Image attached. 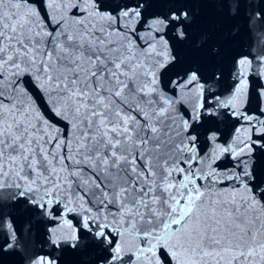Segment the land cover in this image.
<instances>
[{"label":"snow or ice","instance_id":"snow-or-ice-1","mask_svg":"<svg viewBox=\"0 0 264 264\" xmlns=\"http://www.w3.org/2000/svg\"><path fill=\"white\" fill-rule=\"evenodd\" d=\"M33 227L27 264H264V0H0V253Z\"/></svg>","mask_w":264,"mask_h":264},{"label":"water","instance_id":"water-1","mask_svg":"<svg viewBox=\"0 0 264 264\" xmlns=\"http://www.w3.org/2000/svg\"><path fill=\"white\" fill-rule=\"evenodd\" d=\"M182 52L186 55H191V52L182 47ZM28 223V217L24 213L18 214L17 227H23ZM41 229L38 227L32 228L31 236L28 237V245L25 248L24 253L21 254H3L0 253V264H27L26 256L35 254H49L52 250L43 244L41 235ZM62 264H76V257L70 253H63Z\"/></svg>","mask_w":264,"mask_h":264}]
</instances>
